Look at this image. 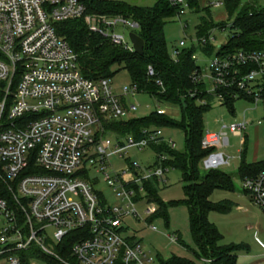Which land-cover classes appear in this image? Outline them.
Returning <instances> with one entry per match:
<instances>
[{"label": "built area", "instance_id": "built-area-1", "mask_svg": "<svg viewBox=\"0 0 264 264\" xmlns=\"http://www.w3.org/2000/svg\"><path fill=\"white\" fill-rule=\"evenodd\" d=\"M169 1L179 6L177 19L188 9L186 0ZM217 4L221 0L204 5ZM69 19H81L88 31L133 52L128 34L125 39L116 28L134 32L136 23L120 15L87 13L83 0H0V178L10 195V204L0 196V264H24V253L31 248L64 264H158L157 255L152 257L125 233L123 219L139 217V204L147 217L157 211L145 183L155 181L159 187L170 167L164 154L154 153L151 164H141L129 153L161 143L174 149V142L155 127L142 129L139 138L107 130V124L135 110L122 97L137 93L128 86L120 96L109 78L80 74L75 54L56 33L55 24ZM179 25L181 30L187 26ZM224 27L194 36L190 57L195 68L189 80L195 87L188 95L203 92L209 99L196 98V105L223 106L231 114L236 101L264 111V31L260 47L230 51L211 43V30ZM206 42L213 46L210 57L203 52ZM183 47L184 40H178L168 51L170 59L176 61ZM195 51L206 58L204 63L196 62ZM147 72L152 73L150 67ZM153 111L165 114L158 106ZM251 123L242 112L218 132L202 130L199 145L207 153L201 167L228 165V157L219 151L227 145L226 134L244 144ZM255 124L264 130V120ZM90 169L101 175L114 203L96 191ZM239 180L251 203L264 212V168ZM67 235L73 239L69 251L74 262L60 259L53 250ZM164 236L177 243L174 233ZM26 259L28 264L38 262Z\"/></svg>", "mask_w": 264, "mask_h": 264}, {"label": "trees", "instance_id": "trees-1", "mask_svg": "<svg viewBox=\"0 0 264 264\" xmlns=\"http://www.w3.org/2000/svg\"><path fill=\"white\" fill-rule=\"evenodd\" d=\"M226 15L232 21L228 28L233 29L229 39L220 49L258 48L262 44L264 31V9L258 8L252 1L240 3V0H221ZM87 13L102 15H120L136 23L133 30L142 40V53L129 52L121 46L110 43L99 34L88 31L81 19H69L55 24L56 33L60 36L75 54V61L80 74L88 79L109 78L119 70H124L128 77V86L137 94H143L161 103L174 104L179 109V119H171L166 114H149L127 120H116L106 125L108 131L123 136L130 134L134 138L141 136V130L148 127L176 128L183 133V149L176 151L169 149L165 144L151 146L155 154H164V162L172 169L181 173V187L183 197L172 204L185 207L188 222V231L193 250L190 251L198 262L184 258L171 257L161 260L158 264H234V252L242 247L241 244L220 245L221 238L217 228L210 223L206 215L209 211L225 212L230 206L228 200L211 202L210 193L215 189L233 190L231 178L219 169L206 170L198 175L197 162L207 153L200 148L202 135L201 116L210 107L208 104L196 105V98L209 99L205 93L197 90L193 96L188 91L195 86L189 80L190 72L195 68L191 59L194 52L192 44L185 46L179 52L176 61L169 57L166 42L163 37V27L169 18L174 17L179 9L178 5L169 0H155L150 6H140L116 0H83ZM188 9L198 11L196 0H186ZM206 19H201L195 28V36H206L211 28H221L225 23H213L209 8L203 6ZM213 46L206 42L203 49L207 55L212 53ZM152 73L148 74L147 69ZM159 81L160 85L156 82ZM245 144V143H244ZM243 146L239 156L240 164L238 176L253 175L264 168L262 162L243 163ZM241 177V178H242ZM157 183L148 181L145 190L149 200L158 206L152 217H163L166 222V207L156 198ZM0 196L6 198L10 204V195L5 183L0 178ZM149 222V221H148ZM177 244L182 245L179 234L175 233ZM73 239L70 235L53 247L57 256L65 261L74 262L70 255V246ZM26 257H35L43 264H64L58 259L43 254L35 248L24 253ZM207 260V261H203ZM24 261V264H28Z\"/></svg>", "mask_w": 264, "mask_h": 264}, {"label": "rangeland", "instance_id": "rangeland-1", "mask_svg": "<svg viewBox=\"0 0 264 264\" xmlns=\"http://www.w3.org/2000/svg\"><path fill=\"white\" fill-rule=\"evenodd\" d=\"M123 1L127 3H132L140 6H150L155 0H116ZM220 0H196L199 10L193 11L187 9L183 15L177 17L169 18L163 27V37L166 42L168 51L170 48L176 44L180 39L184 40L185 46H189L195 36V28L201 21V19H206V13L203 11V6L206 2H214ZM252 1L258 8L264 9V0H240V3ZM210 12V17L213 23H225L223 29H213L210 35L214 38L211 42L214 46L225 43L233 32V29L228 28L232 21V17H228L225 13L224 6L217 4L215 7H208ZM180 22H186V28L181 30ZM117 33L122 34L124 38H127L129 33L128 29L116 28ZM196 62L198 64L204 63L206 58H203L198 51H195ZM207 55V57H210ZM112 89L116 94H120L121 90L125 87L128 88V77L124 70H119L112 77H110ZM121 96V94H120ZM123 101L132 102L135 104V110L132 112H127V114L119 120H127L131 118L143 117L153 111L156 106L163 109L165 114L171 119L178 120L179 112L176 108H170L166 103H157L152 98H149L143 94H135L133 96L122 97ZM250 104L243 101H236L233 104L234 112L231 114L223 106L211 105L210 108L205 111L201 116V126L203 130L209 132H218L221 125L227 124L233 120H238L243 112L244 116L250 118L251 125L247 126L244 133L246 134V143L240 142L238 136H233L230 133L226 134L227 145L221 147L219 151L226 157H228V165L220 166L218 169L228 174L233 183V190H213L210 193V201L216 202L223 196H229L230 192L236 194L241 191L240 180L242 176L237 175V169L240 164L239 156L241 155L242 146H245V151L243 152V163L249 164L254 162H262L264 160V130L262 125H256V121L264 120V111L259 108L254 110L249 109ZM163 138H171L174 142V150L181 151L183 149V133L181 130L176 128H160ZM131 158L137 160L141 164H148L152 159V153L148 148L143 149L141 152H136L131 150ZM197 172L198 175H202L206 170L201 167L200 161L197 162ZM90 177L97 180L95 184V189L99 192L108 204L114 203V194L101 180V175L97 174L90 169ZM164 181L159 185L156 198L159 202H162L166 207V222L163 217H149L142 213L143 205L139 204L136 206V213L139 217H126L123 219V223L126 226L125 233L129 236H134L135 240H138L142 247L148 251V253L155 258L157 255L161 260H167L171 257L184 258L192 260L198 263L190 251L193 250L194 246L191 242L189 231L187 214L184 206L180 204H172L182 199L183 194L181 187L183 182L181 181V173L178 169L169 168L165 175ZM222 191V192H221ZM158 209V206H157ZM144 220L150 221L156 228L152 231L147 228ZM1 221V217H0ZM1 223V222H0ZM239 226L241 227L240 223ZM179 234L182 245L177 243H170L164 236L167 233ZM221 243V242H220ZM37 264H43L41 262Z\"/></svg>", "mask_w": 264, "mask_h": 264}, {"label": "crops", "instance_id": "crops-1", "mask_svg": "<svg viewBox=\"0 0 264 264\" xmlns=\"http://www.w3.org/2000/svg\"><path fill=\"white\" fill-rule=\"evenodd\" d=\"M165 105L176 108L179 112L176 105L170 103ZM148 149L152 153V159L146 163L151 164L154 161V152L151 148ZM219 200L230 202L227 210L225 212L209 211L206 215L207 220L217 228L221 235L218 244L242 245L234 252V264H264V212L254 206L242 190L236 194L230 192L229 196H223Z\"/></svg>", "mask_w": 264, "mask_h": 264}, {"label": "water", "instance_id": "water-1", "mask_svg": "<svg viewBox=\"0 0 264 264\" xmlns=\"http://www.w3.org/2000/svg\"><path fill=\"white\" fill-rule=\"evenodd\" d=\"M128 39L132 46L133 52L140 55L142 53V40L141 38L134 32L128 33Z\"/></svg>", "mask_w": 264, "mask_h": 264}]
</instances>
